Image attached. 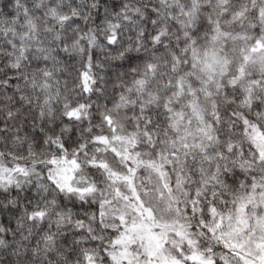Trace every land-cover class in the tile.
Segmentation results:
<instances>
[{"label": "snow or ice", "instance_id": "snow-or-ice-1", "mask_svg": "<svg viewBox=\"0 0 264 264\" xmlns=\"http://www.w3.org/2000/svg\"><path fill=\"white\" fill-rule=\"evenodd\" d=\"M0 264H264V0H0Z\"/></svg>", "mask_w": 264, "mask_h": 264}]
</instances>
